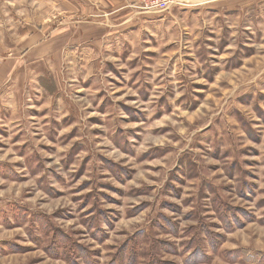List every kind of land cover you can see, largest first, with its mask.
<instances>
[{"label":"rangeland","instance_id":"374dc122","mask_svg":"<svg viewBox=\"0 0 264 264\" xmlns=\"http://www.w3.org/2000/svg\"><path fill=\"white\" fill-rule=\"evenodd\" d=\"M124 1L0 0V264H264V0Z\"/></svg>","mask_w":264,"mask_h":264},{"label":"crops","instance_id":"0c3cea01","mask_svg":"<svg viewBox=\"0 0 264 264\" xmlns=\"http://www.w3.org/2000/svg\"><path fill=\"white\" fill-rule=\"evenodd\" d=\"M187 1L194 2V4L192 3V7H188L192 9L186 10L187 12H189V11H194L196 9L203 10L205 7L209 6L210 3H213L216 5L218 4V1L220 0H213L214 2L211 0H187ZM124 3H126V0L124 1ZM212 7H217V6H212ZM248 7H250V5H248L246 8ZM182 9L183 8L172 9L170 12L163 13V14L160 13L161 11H158L156 9L155 10H144V11L142 10H133V11L129 10L128 11L125 9L117 10L115 14L117 13L116 16L120 17L122 20L119 24L116 25L117 28L113 30V33H110V31L107 30L108 34L106 35L119 34V36H117L115 40L121 41L123 44L124 40H129L128 37L130 34L138 33L136 37L139 38L140 37L139 33L142 34L143 30H145L146 27L152 28L153 25H161L163 22L166 21L167 18H170L171 16H175L178 13H180L179 10H182ZM154 13H159V14H154Z\"/></svg>","mask_w":264,"mask_h":264},{"label":"built area","instance_id":"2783aa9c","mask_svg":"<svg viewBox=\"0 0 264 264\" xmlns=\"http://www.w3.org/2000/svg\"><path fill=\"white\" fill-rule=\"evenodd\" d=\"M175 0H139L144 10H155Z\"/></svg>","mask_w":264,"mask_h":264}]
</instances>
